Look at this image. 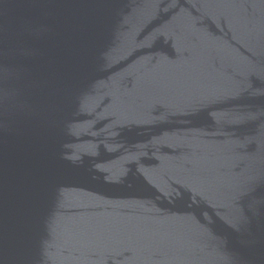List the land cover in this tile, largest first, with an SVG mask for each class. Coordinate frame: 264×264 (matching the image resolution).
<instances>
[{"label": "water", "instance_id": "obj_1", "mask_svg": "<svg viewBox=\"0 0 264 264\" xmlns=\"http://www.w3.org/2000/svg\"><path fill=\"white\" fill-rule=\"evenodd\" d=\"M0 264H264V0H0Z\"/></svg>", "mask_w": 264, "mask_h": 264}]
</instances>
